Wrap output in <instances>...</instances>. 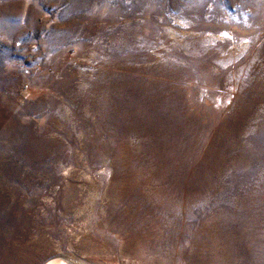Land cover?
Listing matches in <instances>:
<instances>
[{"label": "rangeland", "instance_id": "374dc122", "mask_svg": "<svg viewBox=\"0 0 264 264\" xmlns=\"http://www.w3.org/2000/svg\"><path fill=\"white\" fill-rule=\"evenodd\" d=\"M264 264V0H0V264Z\"/></svg>", "mask_w": 264, "mask_h": 264}, {"label": "bare ground", "instance_id": "6f19581e", "mask_svg": "<svg viewBox=\"0 0 264 264\" xmlns=\"http://www.w3.org/2000/svg\"><path fill=\"white\" fill-rule=\"evenodd\" d=\"M70 262H67L66 260L62 259H53L48 261L46 264H69Z\"/></svg>", "mask_w": 264, "mask_h": 264}]
</instances>
